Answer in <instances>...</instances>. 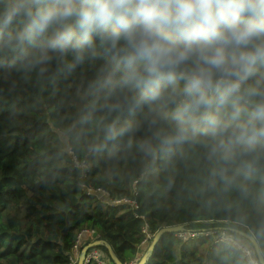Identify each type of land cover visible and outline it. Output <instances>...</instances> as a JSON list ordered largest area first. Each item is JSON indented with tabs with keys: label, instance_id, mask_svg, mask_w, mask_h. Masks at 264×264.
<instances>
[{
	"label": "trees",
	"instance_id": "obj_1",
	"mask_svg": "<svg viewBox=\"0 0 264 264\" xmlns=\"http://www.w3.org/2000/svg\"><path fill=\"white\" fill-rule=\"evenodd\" d=\"M5 2L0 0V10ZM5 39L0 35V264H72L82 230L96 234L85 236L81 249L102 240L122 264H138L148 250L146 224L149 245L165 227L241 230L256 238L264 255V158L251 167L238 160L227 184L220 174L224 165L210 160L201 143L146 158L128 147V135L106 139V124L119 129L147 112L108 115L103 106L120 95L97 84L101 68L111 63L108 54L99 51L75 67L53 60L44 72L28 71L24 49L6 46ZM146 128L131 137L133 145ZM73 156L86 167L75 166ZM83 184L106 189L113 199L135 197L145 218L88 195ZM96 249L114 264L105 247ZM145 264L248 263L215 235L183 240L176 233L163 235Z\"/></svg>",
	"mask_w": 264,
	"mask_h": 264
},
{
	"label": "clouds",
	"instance_id": "obj_2",
	"mask_svg": "<svg viewBox=\"0 0 264 264\" xmlns=\"http://www.w3.org/2000/svg\"><path fill=\"white\" fill-rule=\"evenodd\" d=\"M0 35L28 71L108 54L97 84L120 92L108 115L147 112L106 124V139L128 135L146 158L201 143L226 184L238 160L264 158V0H6Z\"/></svg>",
	"mask_w": 264,
	"mask_h": 264
},
{
	"label": "built area",
	"instance_id": "obj_3",
	"mask_svg": "<svg viewBox=\"0 0 264 264\" xmlns=\"http://www.w3.org/2000/svg\"><path fill=\"white\" fill-rule=\"evenodd\" d=\"M68 151L71 155H73V152L70 148L68 149ZM73 161L75 163V166H77L79 168L84 169L86 167L85 162H81V163L78 162V160L75 156H73ZM83 175L86 176L85 174H83ZM137 183H138L137 180L134 181V188H133V195L134 196L138 195L137 188H136ZM83 188L88 195L98 196L100 199L105 200L107 203H109V205H112V206H126L127 208H129L130 210H132L135 213L136 217H139L141 219L145 218L143 215H139L137 213L140 206H139V203L137 202V200L135 199V197L134 198L123 197V198L113 199V198H111V193L106 189L94 188V187L86 185V184H83ZM143 233L145 234V237H146L143 243L148 244L150 239L152 238V236L149 233V229H148L147 224L145 225V227L143 229ZM95 234L96 233L93 230H82L78 234L76 244L73 248L72 256L70 257L72 264L78 263L79 254L82 250L81 244H82V241L85 238V236H93V235L95 236ZM197 234H204L207 236L208 235H215L216 236V242L225 243V244L231 246L232 248H234L235 250H237L238 252H240L248 264H260L258 259H257V256H256V253H255L253 246L249 242H247L244 238H242V237L238 236L236 233H234L232 230L222 229L219 231H207V232H203V233L184 231V232L177 233L178 237L180 239H183V240H186L190 237H194ZM91 261H96L99 264H109L104 259V255L100 251H98L97 249L91 250L88 254L87 264L90 263Z\"/></svg>",
	"mask_w": 264,
	"mask_h": 264
},
{
	"label": "water",
	"instance_id": "obj_4",
	"mask_svg": "<svg viewBox=\"0 0 264 264\" xmlns=\"http://www.w3.org/2000/svg\"><path fill=\"white\" fill-rule=\"evenodd\" d=\"M184 230H185V228L182 225L162 228L160 231L157 232L153 241L149 245L147 252L142 257V259L140 260V262L138 264H145L146 263L147 259L151 256L152 252L154 251V248H155L157 242L159 241V239L163 235H165V234H176V233L184 232ZM232 231L234 233H236L238 236L244 238L246 241H248L253 246L259 263L264 264V255L261 251V248H260L259 243L256 240V238L251 233H247V232H244L241 230H232ZM100 246L105 247L107 249L108 254H109V256H110V258L114 264H122L118 260L113 249L111 248V246L102 240H96V241H94L88 245H85L79 254V259H78L77 264H87V256H88L89 252L93 249H96L97 247H100Z\"/></svg>",
	"mask_w": 264,
	"mask_h": 264
},
{
	"label": "rangeland",
	"instance_id": "obj_5",
	"mask_svg": "<svg viewBox=\"0 0 264 264\" xmlns=\"http://www.w3.org/2000/svg\"><path fill=\"white\" fill-rule=\"evenodd\" d=\"M147 248H149V244L146 243V244H144L143 249H144V250H147Z\"/></svg>",
	"mask_w": 264,
	"mask_h": 264
}]
</instances>
